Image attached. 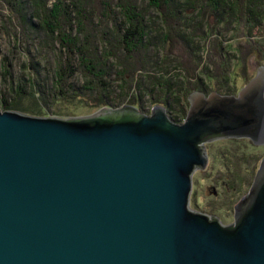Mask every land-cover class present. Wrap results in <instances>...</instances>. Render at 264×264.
Returning <instances> with one entry per match:
<instances>
[{"label": "water", "instance_id": "1", "mask_svg": "<svg viewBox=\"0 0 264 264\" xmlns=\"http://www.w3.org/2000/svg\"><path fill=\"white\" fill-rule=\"evenodd\" d=\"M85 117L0 112V264H264V156L233 221L191 207L206 145L264 146V67L235 95Z\"/></svg>", "mask_w": 264, "mask_h": 264}, {"label": "rangeland", "instance_id": "2", "mask_svg": "<svg viewBox=\"0 0 264 264\" xmlns=\"http://www.w3.org/2000/svg\"><path fill=\"white\" fill-rule=\"evenodd\" d=\"M45 1L47 2V5L43 4ZM67 1L68 0H41V3H38V0H36V4H34L36 5V7L33 13L40 14L39 18H43V24L44 22H46L45 20H50L51 22L49 21L48 23L50 28L54 22L55 25L52 26V28L55 27V31L54 34L49 35V33H47L44 28L46 32L44 34V37L39 35V39L34 40L32 35L27 33V31L23 27V22L19 14V3H17L16 0H0V112H3L4 110L18 112V108L26 107L30 105L29 103H37L34 100H39L40 110L44 113L42 112L38 113L37 115L31 116L56 117L54 116L55 111L63 107L62 104L64 103H62V99L67 100L68 98H71V87L75 88L74 86H79L89 93L85 95L84 99L80 100V102H83L84 104L80 105V107L82 106L81 108H76V116L72 117L91 116L103 109L97 106L93 98V94L97 93L98 95L103 93V91L97 88L98 82L95 81V78H101L102 74L106 75V78L109 77L110 79L113 78L111 76H114V74L117 75V77L112 80L114 82L113 86L110 85V87H112V89L114 90L115 97L116 95L118 97H122L130 87L141 86V91L133 94L132 99L141 102L142 109L147 115H149L152 107L160 106L152 105L151 102H156V99H160L161 96L164 95V91L168 83L176 82L175 80L177 79L180 82L183 80L181 83L182 85H184L185 92L192 93L197 91L196 88H198L199 86L196 83V73H199L201 71H186V67H188L186 64L190 59L184 57L179 52V55H181V57L184 59L181 62H185L183 65H181L180 59L179 61H177L175 59L176 56H172L171 59L169 58V61H162L157 70L154 68V57V59H152L151 61L149 59L148 61L151 62L149 70L147 68L141 69L140 64L138 63V59H135L134 53H132L133 48L130 45L132 43H121L120 39L122 35L119 34H114L115 36L108 38L106 36V40H104V42L102 34L105 35V33H101L99 31L96 32V30L92 27L90 23V19L92 16H90V14L88 15V10L85 13L88 15V22H80V24L85 27L84 36L81 33V38H78L76 36L75 39L71 41L67 36L70 33L68 31L66 32L65 29L64 33L60 32V37H57L56 34L58 32L56 28H58V23H56V19H59L61 15L59 16V14H47V12H45L44 14V12H42L43 5L46 6V8L57 7L58 12L63 9L64 5L65 7L66 5H68ZM97 3L98 2L95 1L94 4ZM11 5L13 7V10H11L10 8ZM260 8L264 10V3L262 4V6H260ZM139 9L142 10L141 4H139ZM229 10L227 13H225L226 19L228 20H230V18H233ZM47 11L49 12L50 10ZM144 13L146 12H143V16ZM135 14H138H133L136 19H138L141 15V13L139 12ZM187 14L191 25V12L189 11ZM237 14L238 11L236 15ZM148 15L149 17L152 15L151 11H149ZM122 17H125L127 20H129L130 14L122 13ZM149 17L147 16L148 19H150ZM155 21L159 22L160 19ZM132 23H135L133 19ZM220 24L223 25V28L216 31L214 28V26L216 25H211V28L214 29L215 32L212 31V34L209 36L207 42H202V45L204 46L203 49L206 48L207 52L204 55L202 51L201 62L203 65L206 64L208 66L209 71H211V75L214 76V81L212 83H208V81H206V79L204 78V75H202L203 82L207 84L208 90L210 89L211 91H215V89L213 88L221 86H225L223 87L224 89L228 88L230 90H235L236 87L234 85V82H241V79L244 78L245 80L243 84L238 83L239 91L255 76L256 70L259 67H264V28L261 29L262 27H260L253 30V37L256 38L254 39V44L239 43V39L243 40L242 34L244 31L240 32V34L235 38L234 30H230L233 23L229 26L227 31L224 30L227 23L221 20ZM190 25H188L189 28ZM109 26L113 27V23L109 24ZM219 26L217 27V29L219 28ZM218 31L221 32L220 38H217ZM145 34L146 41H148L147 33ZM257 34L261 35V37L259 38ZM98 41L100 42L99 45ZM225 42H230L228 44L230 50H232L230 51V54H233L235 56V59H231L227 63L224 62L225 67H221L218 63V58H216L215 56V52L212 50V47L215 48L214 46H219L221 43L224 44ZM68 44L70 45L69 48L71 49L70 53H68L66 47ZM83 46L89 52L85 57H81V54L79 53V51H82ZM114 46H119V49L126 48V50L130 51V53H128L129 58L128 56H126V58L124 59L123 57L125 55L121 57L119 56V54L112 55L111 51H113ZM178 50L180 51L179 48ZM90 57L91 59H88V61L87 58ZM139 60L142 61L141 58H139ZM119 61H123L121 65L118 64ZM35 63L38 67V72L35 71V67L33 69L32 64ZM84 64L86 65L85 67L89 68V66H92L96 68V72L90 73L88 74V76L86 73L81 74L80 71L76 74V71L82 69ZM138 64L139 67H136ZM108 65L110 66V69L108 68ZM116 65H120L122 68L119 69ZM216 65H218L219 67L215 72L214 69L216 68ZM113 66L118 68V70H113ZM109 70L112 72V74H109ZM224 71H230L228 72L226 77ZM233 73L237 77L236 80L234 78H231L230 76V74L232 75ZM39 75L40 77H42V79H45V82L42 81L44 85L41 81H39L38 84L34 81L33 84L29 83V81H31L33 77L34 79H36L37 77H39ZM104 81H107L108 83L109 79H105ZM123 84L125 85V92L120 93L123 90ZM143 86L147 87V89H144ZM35 90L37 91V93ZM146 90H149V92H147ZM191 90L193 91L191 92ZM41 91L43 95L40 96L39 93H41ZM22 92H24L26 96L21 95ZM59 93L63 96L56 99ZM44 99L45 103L43 104L42 102L44 101ZM3 102L7 105L5 106V109L3 108ZM181 102L182 103H179L178 101L177 103L172 100V103L170 105V108L172 107V109H170L169 111L171 114L176 115L180 119V123H182L185 119V115L189 108V102L187 98H183ZM108 105L115 107L117 104L108 103ZM182 105L184 108L179 110L180 106ZM42 107H44L45 110ZM178 111H180L181 113L184 111L185 115L183 116ZM25 114L30 115L27 113ZM231 140L233 139L221 140L206 145V151L207 155H209V161L205 170L197 171L193 175V186L190 201L191 207H198L200 211L207 213L206 211H204L205 208L211 209L214 206L218 207L226 205L227 199L230 194L228 188H230L231 190L233 186L235 187V182L238 186L241 187L243 191L242 196L249 190L256 170L258 169L259 162L264 156V146L254 145L257 150V152L255 153L256 158L259 159L256 169H249L250 171L247 170V172H249L247 174L245 173L244 168H242L243 172L242 169H240V171L236 173V176L234 173H231V177H229L230 179H228L226 176L229 175L225 174L224 169H222L223 165L219 163V161L221 162V160L219 159V155L224 153L228 157V161L224 164H228L229 166V163H231V168H234L235 165H237L236 163H239L238 161H242L240 159L238 160L235 156L234 148L236 146H234V148H231L232 145L228 143V141ZM235 141H239L238 143H240L241 141V144L239 146L241 147L242 152H244V146L248 147L249 151L250 148L247 145V142L250 141L248 139H236ZM230 151L231 153H229ZM212 165L214 166V170L210 171ZM216 171L218 172L216 173ZM197 180L199 181V183L197 182ZM215 191L219 192L220 195L215 196ZM194 192L197 195L196 203H194ZM241 197H238L237 199L239 200ZM230 214V216H227L228 222H226L225 224H229L233 221V209Z\"/></svg>", "mask_w": 264, "mask_h": 264}, {"label": "trees", "instance_id": "3", "mask_svg": "<svg viewBox=\"0 0 264 264\" xmlns=\"http://www.w3.org/2000/svg\"><path fill=\"white\" fill-rule=\"evenodd\" d=\"M4 1V0H3ZM95 1H97V4H94ZM17 3H19V14L21 17V20L23 22V27L29 33L32 35L33 39H39V35L44 37V34L47 32L49 35L54 34L55 27L52 28V26L55 25L53 22L51 28L48 25L50 20H45L44 24L42 23L43 18H39L40 14H34L33 11H35L36 0H16ZM41 3V0H38V3ZM141 4L142 10L139 9V4ZM264 3V0H68L66 7L64 5L63 9L57 12V7L54 8H46L47 2L45 1L43 4L42 12H47V14H59L60 18L56 19V23H58L57 27V37H60V32L64 33V30L66 29V32L68 31L70 34L67 35L69 39L72 41L77 36L78 38H81V33L84 36V28L80 22L84 21V23L88 22V15L90 14L91 19L90 23L92 27L97 31L101 33H105V35L102 34L103 41L106 40V36L113 37L114 34L122 35L120 42L121 43H129L132 44L131 47L133 48L134 58L138 59V63L140 64L141 69L147 68L150 69L151 62H148L154 59V68L158 70L159 66L161 65L162 61H169L172 56H176L175 59L180 62L184 60L181 55H179V52L186 58L190 59L189 62H187V70L186 71H201L196 73V83L198 84L197 91H202L205 93L212 92L210 89L208 90L207 84L203 82L202 75H204V78L208 83H212L214 81V76L211 75V71H209L208 66L205 64L203 65L202 60V51L203 54L207 52L206 48L203 49L202 42L208 41L209 36L212 34V31L214 29L211 28V25L214 26L215 31L221 30L223 25L220 24L221 20L227 25L225 26L224 30L227 31L229 26L233 23L232 28L230 30H234V37L236 38L240 32L244 31L242 34V39H239V43H251L254 44L255 41L253 37V30L262 27L263 21H264V10L260 8L262 4ZM240 6V7H239ZM240 9H239V8ZM11 10H13L12 5L10 6ZM230 9V10H229ZM47 10H50L49 12ZM88 10V15L85 14ZM117 12H116V11ZM228 10L231 12V15L233 18H230V20L226 19L225 13L228 12ZM144 16H143V12ZM149 11H151V16L149 17ZM191 12V25L188 19V12ZM238 11V14L236 15ZM141 13L140 17L136 19L134 15H138L135 13ZM229 12V13H230ZM30 13V14H29ZM122 13L130 14L129 20H127L125 17H122ZM119 14V15H118ZM236 15V16H235ZM129 16V15H128ZM147 16L150 18L148 19ZM132 19L135 22L132 23ZM160 19L159 22H156L155 20ZM150 20V21H148ZM35 21V22H34ZM51 22V21H50ZM131 22V23H130ZM200 22V23H199ZM113 23V27H110L109 24ZM138 24V25H137ZM148 24V25H147ZM190 25V28L188 27ZM220 25V26H219ZM115 26V27H114ZM149 26V27H148ZM219 28L217 29V27ZM221 27V28H220ZM46 32H45V30ZM54 29V30H52ZM260 29V30H261ZM147 31V32H146ZM214 31V32H215ZM123 32V33H121ZM35 33V34H33ZM121 33V34H120ZM148 37V41H146V34ZM55 36V35H54ZM151 36V37H150ZM218 36V37H217ZM216 37H221V32L218 31V35ZM257 36L260 38L261 35ZM215 37V38H216ZM150 39V40H149ZM234 40V38H233ZM105 42V41H104ZM230 42H225L224 44H220L219 46L212 47V50L215 52L216 58L219 60V65L221 67H225V63L229 62V60H234L235 56L230 54V48L229 44ZM100 42L98 41V45ZM174 44V45H173ZM226 44V45H225ZM228 45V46H227ZM125 46V45H124ZM226 46V47H225ZM67 51L70 53V45L67 46ZM86 47V46H85ZM180 51L178 50V48ZM82 47V53L81 57H85L89 52L86 48ZM125 48V47H124ZM171 51V52H170ZM112 55H118L121 57L125 55L123 58L125 59L126 56L129 55L130 51L125 49H119V46H114L113 51H111ZM106 54V53H105ZM95 58V57H94ZM139 58L142 59V61L139 60ZM170 58V59H169ZM91 59L90 58H87ZM96 60V59H95ZM112 60V59H111ZM129 60V59H128ZM89 61V60H88ZM94 62V61H90ZM123 62V61H122ZM122 62H118V64H122ZM128 62V61H125ZM150 63V65H149ZM185 62H181V65H183ZM139 64L136 67H139ZM72 65V64H71ZM120 65H116L119 69L122 67ZM33 69L35 67V71H37V65L32 64ZM86 65L82 67V69H79L76 71V74L80 73H86L87 76L90 73H95L96 68L89 66L85 67ZM218 65H216V68L214 69L215 72L218 69ZM108 68L110 69V66L108 65ZM115 66H113V70H118ZM110 71V70H109ZM225 72V71H224ZM228 72H225V77L227 76ZM194 73V72H192ZM219 73V71H218ZM109 74H112L110 71ZM108 74V75H109ZM231 78H234L235 80L237 77L234 75V73L231 75ZM113 78H106V75L102 74V79L100 77L95 78V81H97V88L99 90L103 91L101 94H93V98L99 108H109V109H115L119 107H123L126 105L134 106L138 108L140 111L144 112L142 109V105L140 101H135L132 99L133 94L138 93V91H141V86H135L130 87L128 91H126L125 95L122 97H118L114 94V90L111 86H113L114 82L112 81L117 77L116 74L114 76H111ZM229 77V76H228ZM41 78V79H40ZM105 79H109V82L104 81ZM225 79V78H224ZM244 78L241 79V82H238L240 84L244 83ZM33 81L38 84L39 81L45 82V79H42V77H37L36 79H33L29 81V83L33 84ZM176 82H171L166 85V89L164 91V95L161 96L160 99H156V102H153L152 105H160L165 107L168 116L170 119H172L174 122H179L180 119L176 116L171 114L169 111L172 109L170 108V105L172 103V100L174 102L179 101V103H182L181 100L183 98L189 97L191 94L190 92H185L184 85H182V81L180 82L178 79L175 80ZM25 82V81H24ZM42 84L44 85V83ZM110 83V84H109ZM234 82V85L236 87L235 90H230L228 88L224 89L223 87H217L213 88L215 91L221 95H235L238 92L239 84ZM25 84V83H24ZM124 85V84H123ZM122 85V91L120 93L125 92V85ZM75 88L71 87L70 97L67 100L62 99V108L57 109L55 111L54 116L59 118H69L72 116H76V108H79L80 105L84 104L83 102H80L81 99L85 98V95L89 92H86L83 88L79 86H74ZM144 89H147V87H144ZM222 88V90H221ZM21 90V89H20ZM36 91V90H35ZM149 92V90H146ZM193 90H191L192 92ZM37 93V91H36ZM22 92L21 95L26 96V94ZM130 94V95H129ZM39 95H43L42 91L39 93ZM151 95V92H150ZM63 95L59 93V95L56 97L59 98ZM67 96V95H65ZM37 103H29L30 105L26 107H20L17 109L18 112L27 113L30 115H37L38 113H42L43 111L40 110L39 107V100H34ZM61 102V101H60ZM45 103V99L42 102ZM108 103L117 104L115 107H112L111 105H108ZM5 109V106H7L3 102ZM103 106V107H102ZM82 107V106H81ZM80 107V108H81ZM179 107V105H178ZM44 109V107H42ZM183 105L180 106V109H183ZM45 110V109H44ZM176 111V110H175ZM181 113L180 111H178ZM44 113V112H43ZM183 116L185 115L184 111L181 113ZM44 115V114H43ZM239 141L231 140L228 141V143L231 146V148H234V153L236 158L242 161H238L239 163H236L234 168H231V163L224 164L228 160L226 159H220L221 162L219 163L223 165L222 169H224L225 174L229 175L226 176L228 179L231 177V173H234L236 176V173L240 171V169L244 168L245 173L247 170L256 169V166L258 164V158H256V147L252 145L251 142H247L248 147H243L244 152L241 151V147L239 146L241 144L238 143ZM222 145V144H221ZM231 152V151H230ZM253 165V166H251ZM214 170V166L212 165L210 171ZM250 171V170H249ZM218 171H216L217 173ZM243 172V169H242ZM212 174V173H211ZM253 174V172H252ZM199 183V181L197 180ZM230 191L229 197L227 199L226 205L224 206H218L213 207L211 209L205 208L204 211L207 213L215 214L219 217V219L226 223L228 222L227 216H230L234 204L237 202V198L242 196V189L240 186H238L235 182V187L233 186L232 189L228 188ZM234 191V192H231ZM217 191H215L216 193ZM195 193V192H194ZM217 195H220L219 192H217ZM194 199L196 203L197 195L196 193L193 194ZM216 196V195H215ZM225 207V208H224Z\"/></svg>", "mask_w": 264, "mask_h": 264}, {"label": "flooded vegetation", "instance_id": "4", "mask_svg": "<svg viewBox=\"0 0 264 264\" xmlns=\"http://www.w3.org/2000/svg\"><path fill=\"white\" fill-rule=\"evenodd\" d=\"M229 153H231V152H229ZM208 156H209V155H208ZM219 158H220V159H226V160H228V157H227L224 153L220 154V155H219ZM217 194H218V193L216 192L215 195H217Z\"/></svg>", "mask_w": 264, "mask_h": 264}, {"label": "bare ground", "instance_id": "5", "mask_svg": "<svg viewBox=\"0 0 264 264\" xmlns=\"http://www.w3.org/2000/svg\"><path fill=\"white\" fill-rule=\"evenodd\" d=\"M179 48V47H178ZM171 52V51H170Z\"/></svg>", "mask_w": 264, "mask_h": 264}]
</instances>
